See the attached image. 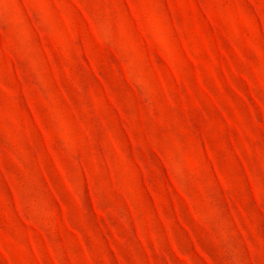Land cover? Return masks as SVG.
Masks as SVG:
<instances>
[{
    "label": "rangeland",
    "instance_id": "1",
    "mask_svg": "<svg viewBox=\"0 0 264 264\" xmlns=\"http://www.w3.org/2000/svg\"><path fill=\"white\" fill-rule=\"evenodd\" d=\"M0 264H264V0H0Z\"/></svg>",
    "mask_w": 264,
    "mask_h": 264
}]
</instances>
